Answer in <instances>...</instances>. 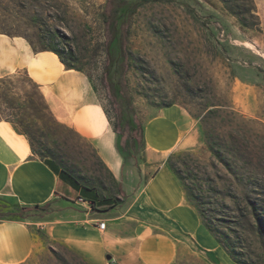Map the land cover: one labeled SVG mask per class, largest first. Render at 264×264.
<instances>
[{
  "label": "rangeland",
  "instance_id": "1",
  "mask_svg": "<svg viewBox=\"0 0 264 264\" xmlns=\"http://www.w3.org/2000/svg\"><path fill=\"white\" fill-rule=\"evenodd\" d=\"M106 2L20 0L6 27L17 37L30 40L36 50L48 46L63 52L68 64L81 70L73 71L85 78L111 128H117L114 144L121 154L126 192V196L118 193L120 177H113L86 141L71 131L49 127L46 115L42 121L33 117L31 101L46 114L35 87L23 71L14 74L8 84L0 86V121L21 119L37 151L44 155L52 151L83 184L111 199L110 205L93 210L80 200L51 206L54 202L45 210L31 211L27 218L12 221L25 224L35 244L34 253L20 264H144L135 245L114 248L110 243L105 250L77 246L62 240L60 228L43 223L61 217L67 220L66 216L75 212H88L100 219L118 218L134 200L136 208L146 207L148 182L160 169L170 171L169 156L184 175L190 170L210 180L212 188L221 194L217 198L230 210L234 209L232 201L223 198L228 190L239 197L264 195V0H252L261 32L243 29L227 10L242 8L246 0H161L143 4L140 0H125L107 53L103 21ZM215 108L222 114L204 118ZM166 111H174L176 137L170 147L154 148L149 155L146 145H157L153 127L173 117L168 114L164 118ZM139 126L144 132L141 145L135 136ZM43 128L53 129V133L42 137L36 131ZM132 138L136 141L133 144ZM209 140L218 152L215 156L208 149ZM176 181L196 214L199 231L211 237L212 247L205 249L206 241L198 233L186 236L168 264H230L224 250L203 227L184 187ZM16 206L0 199V218L14 212ZM118 220L124 223L116 225L115 232L128 236L133 224L124 218ZM247 242L252 251L259 252L255 236H248Z\"/></svg>",
  "mask_w": 264,
  "mask_h": 264
},
{
  "label": "crops",
  "instance_id": "2",
  "mask_svg": "<svg viewBox=\"0 0 264 264\" xmlns=\"http://www.w3.org/2000/svg\"><path fill=\"white\" fill-rule=\"evenodd\" d=\"M20 71L38 87L54 118L90 144L115 179L120 177L122 160L114 148L115 134L95 95L87 88L85 78L79 72L67 70L52 52H36L21 37L0 35V78ZM168 114H173L170 122L174 138L158 141L155 149L170 147L176 137L174 111L164 112V118ZM111 164H117L115 171ZM61 189L58 177L42 160L32 156L27 140L15 133L8 122L0 121V199L10 200L20 207L54 202L51 206H58L69 200L59 192ZM147 189L150 191L148 205L138 209L134 200L118 218L100 219L88 212H75L67 215V220L61 217V220L43 224L60 228L62 240L77 246L90 245L105 250L104 246L110 243L114 248L115 245H135L144 264L172 262L184 238L195 233L205 239V249L212 247L211 237L199 231L196 214L185 202L178 182L168 169H160L148 182ZM67 190L73 192L69 187ZM121 218L133 224L128 236L114 230L116 225L124 223L118 220ZM101 221L105 222L104 230L97 226ZM34 249V240L25 224L0 222V264H20Z\"/></svg>",
  "mask_w": 264,
  "mask_h": 264
},
{
  "label": "trees",
  "instance_id": "3",
  "mask_svg": "<svg viewBox=\"0 0 264 264\" xmlns=\"http://www.w3.org/2000/svg\"><path fill=\"white\" fill-rule=\"evenodd\" d=\"M106 1V9L103 14V21L107 28V38L104 43V51L107 53L111 38L113 39L114 35L117 33L115 32V22L119 13L125 8L126 3L125 0ZM159 1L161 0H140V4ZM222 2L225 3L224 1ZM19 3L20 0H0V35L7 36L9 38L17 37L6 27L7 24L12 22L13 15L11 13H13L15 7L18 6ZM227 10L232 13L243 29L261 32L260 22L256 16L255 7L252 0H246L242 8L236 7V10H231V8ZM4 12L7 14H4ZM109 29L112 32H109ZM122 34L123 33L120 34V39L124 38V35ZM24 39L29 43L33 51L52 52L58 57L59 61L67 70H76L81 72V70L75 69L73 66L68 64L63 52L48 46L41 47L39 50H36L30 40L27 38ZM18 73L19 72L16 74ZM12 76L0 78V86L8 84ZM28 81L35 87L37 100L42 104L43 109L46 112V114H42L38 108L39 104L37 106L34 101H31L30 105L33 112V117L39 121H42L45 117L44 115H46L47 122L50 124L49 127L71 131L78 138H80L72 129L60 124L54 118L38 87L29 79ZM0 97H2V94H0ZM219 114L222 113L218 109H211L205 114L204 118L213 119L218 117ZM6 122L11 124L15 132L26 136L32 154L43 158L42 161L44 164L58 177L60 181V188H62L59 190V192L65 199L81 200L82 202L87 203L92 210L96 207H103L111 204V199L101 197L95 187L83 184L81 179L69 169L67 164L61 161L60 158L54 156L52 151L47 150V155H44L41 151H37L34 147V138L31 132L27 128L23 127V121L21 119L17 121L6 120ZM18 127L21 128L20 131L18 130ZM112 128L114 134H117L116 126L113 125ZM47 129L49 128H43V130L36 132L42 137H45L46 134L53 133L51 132L53 129L51 131ZM143 133L142 127L139 126L135 132V136H138L139 145L142 144ZM230 138L233 142H235V138L232 135H230ZM133 139L135 138L131 139L132 144L136 142ZM64 144H68L67 139H64ZM88 145L90 146V144ZM214 145L215 144L212 140H209L207 143L208 149L215 156L218 154V152L215 151ZM114 148L116 152L121 155L116 144H114ZM93 151L95 155H97L94 149ZM233 151H237V148H234ZM171 159L172 157L169 156L167 160L169 170L184 187L188 198L194 204V207L202 220L203 227L214 238L216 243L224 250L230 261L234 264H264V195L260 196V194H257L258 196L256 197H239L238 195L233 194L232 190H228L223 195V198L227 197L232 201L234 209L230 210L228 206H225L222 200L217 198L216 195L218 194L220 196L221 194L212 188L214 186H212L210 180L201 179L197 175L192 174L190 170H188L186 175H184L180 167L171 163ZM122 178L123 166L120 168V181L117 184V191L121 196H126L122 184ZM67 187H69L73 192H69ZM49 206L50 203H46L43 206L33 207L16 206L14 207V212L0 219L6 221L25 219L27 218V214L29 212L35 210H45ZM223 209L232 212L233 216H227L224 214ZM248 236H255L259 250L258 253L252 251L251 246H249L247 242Z\"/></svg>",
  "mask_w": 264,
  "mask_h": 264
},
{
  "label": "bare ground",
  "instance_id": "4",
  "mask_svg": "<svg viewBox=\"0 0 264 264\" xmlns=\"http://www.w3.org/2000/svg\"><path fill=\"white\" fill-rule=\"evenodd\" d=\"M153 130L155 131L157 142L162 140L167 142L174 138L175 132H174V128L171 125L170 119H168L167 121H160L159 123L156 124L155 127H153ZM146 147L148 154L151 155L152 150H154L155 146L151 144H147ZM111 169L115 171L117 169V164H111ZM230 264H234V263L230 262Z\"/></svg>",
  "mask_w": 264,
  "mask_h": 264
},
{
  "label": "built area",
  "instance_id": "5",
  "mask_svg": "<svg viewBox=\"0 0 264 264\" xmlns=\"http://www.w3.org/2000/svg\"><path fill=\"white\" fill-rule=\"evenodd\" d=\"M80 201H81V200H80ZM98 228H99L100 230H104V228H105V223H104V222H100L99 225H98Z\"/></svg>",
  "mask_w": 264,
  "mask_h": 264
},
{
  "label": "water",
  "instance_id": "6",
  "mask_svg": "<svg viewBox=\"0 0 264 264\" xmlns=\"http://www.w3.org/2000/svg\"><path fill=\"white\" fill-rule=\"evenodd\" d=\"M106 259H107V260H109V259H110V256H109V255H107V256H106Z\"/></svg>",
  "mask_w": 264,
  "mask_h": 264
}]
</instances>
